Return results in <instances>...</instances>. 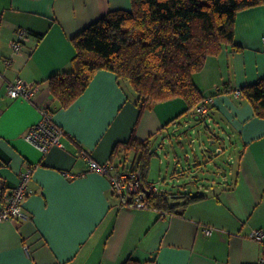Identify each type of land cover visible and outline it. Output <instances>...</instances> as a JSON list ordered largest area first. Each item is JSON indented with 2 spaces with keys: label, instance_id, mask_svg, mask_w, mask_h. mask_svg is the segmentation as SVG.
<instances>
[{
  "label": "crops",
  "instance_id": "crops-1",
  "mask_svg": "<svg viewBox=\"0 0 264 264\" xmlns=\"http://www.w3.org/2000/svg\"><path fill=\"white\" fill-rule=\"evenodd\" d=\"M119 8H131V0H0V209L21 173L34 167L26 219L0 221V264H124L128 258L139 264H264V243L251 237L252 230H264V118L234 94L264 76V1L237 13L239 49L225 46L193 75L203 96L211 98L206 118L196 107L187 111L186 101L177 97L146 108L136 126L138 141L154 137V147L168 151L174 149L172 136L181 139L188 127L197 132V123L187 117L193 114L210 139L221 138L212 130L217 125L231 141L223 186L217 193L202 192L204 199L179 213L121 205L109 179L90 171L79 155L84 151L98 162L111 159L134 168L136 151L120 146L114 152L131 138L140 113L129 82L102 69L68 107L58 105L50 89L51 76L72 70L73 38ZM20 28L29 30L30 40L17 54L10 41ZM5 58L13 59L11 65ZM17 79L38 85L30 100L9 95V84ZM45 106L65 133L64 147L43 153L25 134ZM207 118L209 124L203 122ZM194 165L197 172L202 169L197 160ZM184 189L163 191L188 192Z\"/></svg>",
  "mask_w": 264,
  "mask_h": 264
},
{
  "label": "trees",
  "instance_id": "trees-1",
  "mask_svg": "<svg viewBox=\"0 0 264 264\" xmlns=\"http://www.w3.org/2000/svg\"><path fill=\"white\" fill-rule=\"evenodd\" d=\"M264 0H131V8L114 9L85 27L73 38L76 55L72 70L50 77V89L61 107H68L87 90L98 71L115 73L129 82L138 94L140 113L131 138L115 146L136 151L134 169L141 172L145 186L151 160L158 154L154 137L145 142L135 138L142 112L155 104L183 98L187 111L206 98L193 80L210 56L227 45H235V20L240 10ZM242 96L264 118V76L240 88ZM54 114V110L49 107ZM198 115V114H197ZM191 192L159 195L151 192V208L181 212L204 199ZM124 264H139L129 258Z\"/></svg>",
  "mask_w": 264,
  "mask_h": 264
},
{
  "label": "built area",
  "instance_id": "built-area-1",
  "mask_svg": "<svg viewBox=\"0 0 264 264\" xmlns=\"http://www.w3.org/2000/svg\"><path fill=\"white\" fill-rule=\"evenodd\" d=\"M29 40V30L26 28H20L17 30L16 37L13 38L10 43L15 52L20 54L23 46ZM4 61L7 65H11L13 59L5 58ZM38 89L39 87L37 84L27 82L23 79H17L10 82L8 87L9 95L26 100H30ZM234 94L237 97H242L240 88L236 89ZM210 101L211 98H206L201 102L195 108L196 113L203 118H206L209 113L208 103ZM64 133V129L57 123L52 111L48 106H45L41 108L40 120L29 128L28 132L25 134V138L38 147L43 153H46L54 146L64 147L61 141ZM79 155L88 160L90 171H96L109 179L111 192L119 198L121 205L125 207L140 209L152 207L148 200L147 193L143 189L144 187H146L150 193L154 192L159 195H168L167 192L158 188L154 183H149L148 187L145 186L143 181L138 177V171L133 167H119L111 159L105 162H98L89 158L84 151H80ZM33 170L34 167H27L21 173L18 183L9 189L6 196V202L0 209V221L26 219L24 200L31 193L29 182L32 178ZM67 174L68 176L73 175L71 173ZM179 174H183V172H180ZM206 233L210 234L211 229H206ZM251 237L256 241L264 243V230L261 228L252 230ZM25 249L28 251L29 246L26 245Z\"/></svg>",
  "mask_w": 264,
  "mask_h": 264
},
{
  "label": "rangeland",
  "instance_id": "rangeland-1",
  "mask_svg": "<svg viewBox=\"0 0 264 264\" xmlns=\"http://www.w3.org/2000/svg\"><path fill=\"white\" fill-rule=\"evenodd\" d=\"M188 116L191 117L192 121L197 123L195 124L197 132L193 131V127H188L186 128L187 133L182 134L181 139L178 136H172L173 141L171 145H173L174 149L170 146L168 151L158 148L159 155L157 157L154 156L151 160V163H154V165L152 170L150 168L151 173L150 177H148V182L154 183L161 190L185 188L184 191L193 192L194 194L199 192L201 194H203L202 192L210 194L209 192L214 191L219 185L223 186L220 183L229 174L231 162L229 156L232 144L226 134L217 125H214L212 130L216 129L221 138L215 141L214 139H210V135L212 134L205 128V124L202 126V122H199L200 120L197 122L196 117L195 119L193 118V114H188ZM208 118L204 119L203 122L209 124ZM199 132H201V138ZM174 133L176 132L171 130V134ZM178 142H182V146H179ZM202 143H204L208 150L201 147ZM175 150L179 154L178 162H175ZM188 154L189 157L187 156ZM196 160L199 163L197 166L202 167L199 172H197L194 165ZM177 172H184L185 174L181 176ZM217 191L216 189L214 192L217 193ZM204 195L207 196L206 193Z\"/></svg>",
  "mask_w": 264,
  "mask_h": 264
},
{
  "label": "water",
  "instance_id": "water-1",
  "mask_svg": "<svg viewBox=\"0 0 264 264\" xmlns=\"http://www.w3.org/2000/svg\"><path fill=\"white\" fill-rule=\"evenodd\" d=\"M138 177L142 180V178H141V172L140 171H138ZM144 189V191L147 193V196L149 197L150 196V191H148L147 189H146V187H144L143 188Z\"/></svg>",
  "mask_w": 264,
  "mask_h": 264
},
{
  "label": "bare ground",
  "instance_id": "bare-ground-1",
  "mask_svg": "<svg viewBox=\"0 0 264 264\" xmlns=\"http://www.w3.org/2000/svg\"><path fill=\"white\" fill-rule=\"evenodd\" d=\"M25 248V247H24ZM129 259V258H128Z\"/></svg>",
  "mask_w": 264,
  "mask_h": 264
}]
</instances>
